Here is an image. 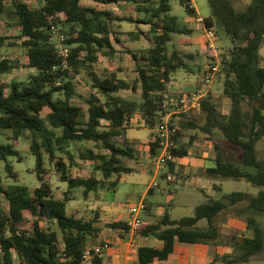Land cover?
I'll return each mask as SVG.
<instances>
[{
    "label": "trees",
    "instance_id": "16d2710c",
    "mask_svg": "<svg viewBox=\"0 0 264 264\" xmlns=\"http://www.w3.org/2000/svg\"><path fill=\"white\" fill-rule=\"evenodd\" d=\"M4 1L12 5L10 15L16 19L20 46L26 50L27 65L33 73L27 82L13 81L0 84V133L12 132L14 140L29 136L30 150L35 158V168L40 186L33 192L24 185L6 187L0 176V264H82L85 251L94 246L101 233L98 211L91 218L69 213L71 195L83 189L84 197L90 192L109 190L119 181L114 176L131 174L134 168L125 160H137V151L127 137L131 119L140 114L153 129L160 110L162 94L169 92V84L179 69L187 63L181 53L169 52L174 35H192L193 30L178 23L171 15L170 0H93L106 5L132 2L140 11L151 12L150 17L134 19L119 17L108 11L82 5V0H40L37 7L21 0H0V13ZM188 15H196L191 0H179ZM211 16L208 27L217 29L228 37L232 47L222 55L223 95L231 100L229 115L221 112L220 103L210 95L202 101L204 124L200 130L209 138L223 137L241 150V164L226 161L216 142V167L208 169L213 177L244 179L259 189L257 195L233 192L221 200H208L196 207L193 216L172 219L166 212L155 224L144 221L137 231L142 237H152L164 243L160 249L141 247L139 264L165 261L174 253L176 242L186 244L217 245L222 239L216 224L224 212L244 216L252 237H233L239 255L217 258L223 264H240L252 261L264 252V228L259 220L264 213V161L258 144L264 139V66L260 51L264 45V0H253L243 10L235 7V0H208ZM158 7L150 9L153 4ZM144 5V6H141ZM52 17L70 46L67 66L58 56L49 18ZM115 22L146 24L150 30L131 34L134 40L144 38L149 47L139 52L129 51L134 69L130 79L119 77L121 70L98 72L94 65L101 55H114L112 41ZM0 35V48L7 46ZM115 41L120 42L119 36ZM208 60L211 53L203 49ZM21 62L0 53V75L20 68ZM83 75L90 92L84 96L76 80ZM206 76V72H205ZM121 91L141 92V101L118 96ZM78 98L88 105L87 111L73 104ZM50 109L43 116V111ZM176 157L188 155L182 139L188 126L178 123ZM217 141V140H216ZM91 143L92 147H80ZM16 144L0 142V165L6 164L11 177L10 158L21 161ZM159 153V145L150 141V157ZM46 158L67 186L64 198L55 195L53 186L46 181ZM80 161L93 165L89 177L72 174V169L82 168ZM174 165L170 167L172 171ZM100 172L102 178H97ZM7 203V209L3 206ZM242 205V206H241ZM149 212V208L147 212ZM206 221L205 226L200 223ZM109 228L128 232L125 221L111 222ZM17 256V258L15 257ZM103 258L94 257L92 264H104Z\"/></svg>",
    "mask_w": 264,
    "mask_h": 264
},
{
    "label": "rangeland",
    "instance_id": "374dc122",
    "mask_svg": "<svg viewBox=\"0 0 264 264\" xmlns=\"http://www.w3.org/2000/svg\"><path fill=\"white\" fill-rule=\"evenodd\" d=\"M21 1L27 2L32 7H37L40 3V0ZM156 2L158 3V0ZM192 2L201 16H211V8L208 0H192ZM157 3L153 4L150 9L157 8ZM4 4L6 6V10L4 13H0V35L9 39L6 41L7 46L5 48H0V53L19 60L21 64L20 68L17 70L8 74L0 75V84H10L13 81L27 82L29 75H31L33 71L26 67V50L19 45L20 41L18 36L20 35V31L15 27V17L10 15L12 5L9 1H4ZM82 5L86 7L98 8L100 10H106L114 15L131 17L134 19L148 18L151 15V12L147 13L146 11H140L137 4L127 1H122L121 3L113 5H104L94 2L93 0H82ZM170 5L172 6L171 15L177 18L178 23L193 30L192 35H174L172 42L169 44L170 53H172L174 50H177L181 53L182 57L190 55L193 56L192 58L184 57L187 67L185 69H179L174 73L172 82L173 85L171 84V89L173 91H192L193 89L186 86L187 82L194 81L198 87H203L204 85L205 69L209 62L208 58L201 53V51L205 49V36L202 29L198 28L197 26L194 25L192 27L191 25L190 27V24H192L193 21L192 17L188 15L186 8L181 5L179 0H170ZM113 28L117 32H122L123 34L121 36V43L116 44L120 53H117L115 56L112 54L101 55L100 61L94 65V69L101 73L120 69L121 71L119 73L122 77L126 78L129 74H132L133 71L129 73L130 70L134 69L132 57L128 52H138L149 47V43L146 40L137 42L132 40L131 33L137 32V30H144L147 32L150 30V28L145 24L137 25L136 23L131 22H115ZM215 30L218 34L217 44L220 49V56L226 55L229 52V49L232 47L231 41L226 35L219 33L217 29ZM54 44L56 45L58 42L55 41ZM223 78V75L220 74L212 86L214 88V94L221 104H223ZM76 85L78 90L84 96H87L90 92L87 79L83 75L77 78ZM118 96L126 99L141 101L140 91H137L136 93L131 91H121L118 93ZM72 102L73 104L82 107L84 111H87L88 105L85 103V101L75 98L72 100ZM221 107L223 106L221 105ZM49 112L50 109L46 108L42 115L46 116L49 114ZM193 115L194 124L199 130L200 125L204 122V116L202 113H193ZM137 128H132L128 131V137L131 138L134 143H138L142 140H148L150 138L151 131L148 128ZM0 142L4 144H16V148L20 151L22 158L21 161H19L17 158H10L9 160V163L13 168L12 172L16 177H11V175L6 171L5 163L0 165V176L5 186L10 187L14 184H20L27 186L33 192L37 187L40 186V181L36 173L35 158L30 150L31 140L29 136H23L19 138V140L15 141L12 132H1ZM218 143L220 147H222V150L223 146H221V140L218 139ZM138 144L139 155H137V160H125L126 165H133L137 166V168H140L141 164H145V166L147 165V167L151 169L152 160L149 156V153L145 151V145L141 142ZM79 146L82 148L92 147L93 145L91 143H84L83 145ZM259 147L261 151L260 155L264 157V139L260 142ZM80 164L82 168L72 169V174L74 176L89 177L92 173L94 174V167L89 162L83 163L80 161ZM45 169L46 173L44 174V178L53 186L55 195L57 197L63 198L64 193L67 190V186L60 181V175L58 171L53 166V164L49 162L48 158H46ZM149 173L150 172H140L141 176L135 177L134 181L141 183L145 182V176H147ZM136 174L137 173H133L127 177L132 178ZM95 175L97 178H102L100 172H95ZM175 176L177 177V181L175 180L176 182L163 181L162 187H164L166 190L163 192H158L155 195L148 194L147 200L151 203L171 204L172 207L170 208L169 212L171 213L172 217L176 219L193 216L195 213V208L209 199L221 200L225 195L231 194L233 192L254 193L258 190L244 179L237 180L232 178H215L208 174L201 176L198 175L195 177L192 172L190 173V176H185L184 174H179V176L175 174ZM111 180H115V177H113ZM127 182L124 181L122 184H120L115 198L117 201L123 203L127 209H129L131 205L136 203L131 195L133 193L142 195L145 192L147 186L142 185L133 187ZM215 185H218L220 189H215ZM109 190H111V188ZM106 192H108V190L102 189L100 190L99 194L92 193L91 198L86 200V198H83L82 189H77L74 194L75 200L69 203L70 214L73 213L74 210H80L78 216L83 215L84 217L88 218L92 217L94 214L93 212L95 211L94 207H99L98 202H103V199L106 201V198L104 197ZM3 206L7 209V203L5 201H3ZM258 215L259 220L264 228V213H260ZM227 216L228 214L224 213L217 219V223L220 225L219 227L222 233L221 240L230 246L229 251L231 256L239 255L241 251L235 249L234 247L236 246L235 243L237 241L233 242L234 236L239 238V232L235 231L234 228L229 229L222 226L223 223L228 221ZM200 224L201 226H205L207 223L206 221H202ZM15 257L17 258L16 255ZM16 263L20 264L18 259H16ZM240 264H264V252L256 256L252 261Z\"/></svg>",
    "mask_w": 264,
    "mask_h": 264
},
{
    "label": "crops",
    "instance_id": "0c3cea01",
    "mask_svg": "<svg viewBox=\"0 0 264 264\" xmlns=\"http://www.w3.org/2000/svg\"><path fill=\"white\" fill-rule=\"evenodd\" d=\"M252 1L253 0H235V7L238 10H243L247 6H249L252 3ZM191 3H192V7L196 11V15H200L197 8L193 5L192 0H191ZM101 4H103V3H101ZM104 5H106V4H104ZM96 9H98V8H96ZM98 10H100V9H98ZM101 11H106V10H101ZM116 16H119V15H116ZM119 17H124V16H119ZM205 18H207V16ZM139 19H144V18H139ZM120 23H123V22H120ZM136 24L139 25V23H136ZM191 25H192V27L194 26L193 23L190 24V27H191ZM114 31H115V34H112L111 38H112V41L114 42V46H115V50H116V52L114 54V56H115L117 53H120L119 48H118V46H116V44L121 43V38H122L121 36L123 34H122V32H117L115 29H114ZM137 32H146V31L137 30ZM133 33H136V32H132L131 34H133ZM115 36H119L120 42L117 43L115 41ZM131 38H132V35H131ZM132 40H134V39L132 38ZM142 40H145V39L141 38L140 40H134V41L137 42V41H142ZM140 51H142V50H140ZM260 54L262 57V64L264 66V45L260 51ZM112 71H117V70H112ZM132 71L133 70H130L129 73H131ZM119 77L124 78L121 76L120 73H119ZM124 79L129 80L130 74ZM172 82H173V80H172ZM172 82L169 84V92H174L171 89V84L173 85ZM186 86L193 89L194 91L202 88V87L196 86L194 81L187 82ZM213 89H214L213 87L210 88L209 96L211 95L216 102L220 103V105L223 106V107H221V112L224 115H226V116L229 115L230 111H231V106H232L231 100L227 97H224V95H223V98H222L223 104H221V102H219L217 100ZM193 113H201V109L193 110L190 113L183 114L179 117L177 116L173 120L176 124H178V123L182 124L184 122V124H186L188 126V129L184 131V137L182 139L183 143L187 147L188 155L179 159V161L173 166L174 169L172 171L170 170V172L173 173L174 175L176 174L177 176H179V174H184L185 176H190L191 172L193 173V175L195 177H197L198 175L199 176L206 175V174L210 175L208 173V169L215 168L216 164H217L216 163L217 150H216L215 144H216V142L218 143V139L221 140V144H222L221 146H223V149L221 150L223 158L228 162L234 163L236 165H240L241 164V150L237 147L232 146L223 137L215 138L217 140L216 141L214 139L209 138V136L207 134L203 133L200 130V127H199L200 131H199L194 124ZM133 118H134V122H132V123L130 122L128 131L132 128H137V127H138L137 129L142 128V127H146L151 131V136L148 140H142V141L138 142V143H140V142L143 143L145 145V151H147L149 153L150 152V141H152V137L154 135V132L152 129H150L148 127V125L144 124V122H145L144 118L140 114L135 115ZM203 124H204V122H203ZM203 124H201L200 126H202ZM128 131H127V137H128ZM128 139L131 141L132 145L136 149L137 155H139V144L134 143L131 140V138H129V137H128ZM259 146H260V143L258 144V150L260 153L261 151H260ZM263 151H264V149H263ZM149 156H150V154H149ZM260 157L264 161V157H262L261 155H260ZM151 160H152V158H151ZM207 161H209V162H207ZM128 166L134 168L135 171L133 173H137V174L132 178L127 177L130 174H123L120 177L114 176L115 180H110V181L118 180L119 181L118 186L114 189L108 190L109 193L106 192V194H104L105 196L103 195L106 198V201H105V199H103L104 200L103 202L102 201L98 202L99 207H97V206L94 207V209H95L94 212H96V211L99 212L100 220H101V223H100L101 233L99 234L97 241L94 243V246L99 244V243H103V242H110V244H111V249L105 254V256L103 258L104 264H139V249L141 247H154V248L160 249L164 246V243L162 241H159L155 238L142 237L139 234H137L136 238L133 240L127 234L126 231L115 230V229L108 227V224L111 222H117V221H124L125 222V221H127L128 217H129V209H127L123 203H121L120 201H117L115 198L117 193H118V189L120 187V184H122L124 181L125 182L129 181L127 183L132 185L133 187H138V186H142V185L147 186L145 192L142 195H140L138 193H133L131 195V197L133 198L134 201H136V203H139L140 201H145L147 203L148 208H149V212L146 213L144 215V218H143L144 222L146 224L158 223L163 218V216L166 214V212L168 214H170L172 219H176V218H173L171 213L169 212L170 208L172 207L171 204L168 205V204H164V203H151L147 200L148 194L149 195L150 194L155 195L158 192H163L166 190L164 187H162V182L168 181V179H167L168 172L162 171V172L157 173L155 171V168L153 167V165H152L151 169H149L147 167V165L145 166V164H141L140 168H137V166H133V165H128ZM140 172H145V173L150 172L147 176H145L146 181L143 183L134 181L135 177L141 176ZM151 172H152V174H151ZM133 173H131V174H133ZM146 177H147V179H146ZM148 178H149V180H148ZM215 178H219V177H215ZM168 182H171V181H168ZM214 188L218 189V190L220 189V187L218 185H215ZM75 192L71 195V197L73 198L72 201L75 200V198H74ZM258 192H259V189L257 191H255L254 193H250V194L257 195ZM92 193L99 194L100 191L99 192H90L87 197H84V195H83V198H86V200L90 199L92 196ZM245 193H248V192H245ZM82 194H83V189H82ZM58 198H62V197H58ZM209 200H211V199H209ZM72 201H70V202H72ZM68 208H69V206H68ZM74 212H77V215H79L80 210H74ZM224 213L228 214V216H227L228 221L223 223V225H222L223 227L229 228V229L234 228L235 231L239 232V239L244 238V237H248V238L252 237L251 231L248 230V221H247L246 217L235 215V213H233V212L231 213L229 211L224 212ZM224 213H222V214H224ZM78 217H84V216L82 215V216H78ZM86 218H88V217H86ZM179 219H181V218H179ZM216 224L218 227L220 226L217 223V221H216ZM219 229H220V227H219ZM221 235H222V233H221ZM94 246H92V247H94ZM89 247H91V246H89ZM229 250H230V246L227 243L222 242V240L217 245H212V244H186V243L176 242L174 253L170 256V258L168 260H165V261L157 260V261L153 262L152 264H223V262L218 261L217 258H222L223 256L231 255ZM82 264H92V262L89 260H86Z\"/></svg>",
    "mask_w": 264,
    "mask_h": 264
},
{
    "label": "built area",
    "instance_id": "2783aa9c",
    "mask_svg": "<svg viewBox=\"0 0 264 264\" xmlns=\"http://www.w3.org/2000/svg\"><path fill=\"white\" fill-rule=\"evenodd\" d=\"M193 25L202 29L205 36V49L211 53L212 58L209 60L205 69L206 76L202 88L193 91H174L165 92L162 94L160 110L156 116L155 126L152 129L154 135L152 141L159 145V153L152 158V165L157 173L167 171L168 181H175L176 177L170 172V167L175 165L179 159L176 157L175 151L179 148L177 142L178 126L173 121L175 117L190 113L193 110L201 109V104L204 99L209 96L210 88L213 86L216 78L222 73V59L220 49L218 47V34L212 27H208L206 18L200 15L192 17ZM50 31L53 34L52 41L58 42L56 50L58 56L62 59L63 65L67 66L71 48L66 45L65 36L60 33L58 25L52 17L49 18ZM58 39V40H55ZM134 122V118L131 119ZM146 125V123L144 122ZM148 205L145 201H140L131 205L129 208V217L127 219L128 232L127 234L134 240L137 236V231L144 221ZM111 249L110 242H103L88 247L85 251L84 261L92 262L94 257L104 258L105 254ZM83 261V262H84Z\"/></svg>",
    "mask_w": 264,
    "mask_h": 264
}]
</instances>
